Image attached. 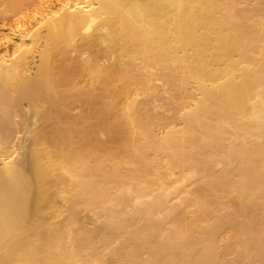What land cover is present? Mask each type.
Wrapping results in <instances>:
<instances>
[{
  "label": "bare ground",
  "instance_id": "1",
  "mask_svg": "<svg viewBox=\"0 0 264 264\" xmlns=\"http://www.w3.org/2000/svg\"><path fill=\"white\" fill-rule=\"evenodd\" d=\"M39 12L0 55V264H264V0Z\"/></svg>",
  "mask_w": 264,
  "mask_h": 264
},
{
  "label": "rangeland",
  "instance_id": "2",
  "mask_svg": "<svg viewBox=\"0 0 264 264\" xmlns=\"http://www.w3.org/2000/svg\"><path fill=\"white\" fill-rule=\"evenodd\" d=\"M64 0H22L17 9L6 7L5 18L0 15V55L9 52L14 55L19 46L33 44V38L39 39V30H44L42 26L46 19L43 18L47 11H54ZM3 8L0 0V9ZM24 47V46H23ZM17 50V51H16ZM18 54V53H17ZM34 55H29V60L33 62ZM34 63V62H33ZM169 115L173 110H167Z\"/></svg>",
  "mask_w": 264,
  "mask_h": 264
}]
</instances>
